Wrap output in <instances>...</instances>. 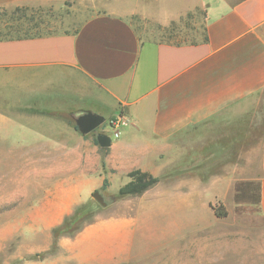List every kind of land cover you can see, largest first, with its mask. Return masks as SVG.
<instances>
[{"label":"crops","instance_id":"obj_1","mask_svg":"<svg viewBox=\"0 0 264 264\" xmlns=\"http://www.w3.org/2000/svg\"><path fill=\"white\" fill-rule=\"evenodd\" d=\"M54 1L65 0H0V16ZM104 1L111 6L73 27L44 21L38 34L34 29L27 36L8 34L11 15L0 18V151L24 152V184L31 185L29 198L39 201L30 212L32 231L60 225L96 190L111 192L117 183L118 192L137 169L170 185L156 202L143 200L157 184L129 196L132 213L98 218L74 237H62V250L75 264L132 261L140 250L136 237L149 232L158 214L166 217V233L173 217L185 233L200 198L204 205V181L169 174L190 162L202 167L212 144L206 136L236 127L264 101V0H138L132 7ZM199 7L207 40L195 43L144 39L131 19L168 25ZM85 111L107 118L124 111L130 121L104 148L96 132L76 128ZM261 135L258 205L264 218Z\"/></svg>","mask_w":264,"mask_h":264},{"label":"rangeland","instance_id":"obj_2","mask_svg":"<svg viewBox=\"0 0 264 264\" xmlns=\"http://www.w3.org/2000/svg\"><path fill=\"white\" fill-rule=\"evenodd\" d=\"M91 1L34 4L25 12L41 16L54 28L59 25L69 28L85 16L111 6L104 0H95L94 4ZM134 1L138 0H122L121 4L132 7ZM14 10L2 14L1 21L12 16ZM131 19L141 37L148 40L196 42L204 37L205 12L202 7L174 20V24L162 25L136 15ZM102 128L103 125L97 131ZM221 131L222 135L206 136L212 144L204 153L202 167H194L196 163L190 162L189 168L176 173L173 169L169 174L177 179L184 174L195 181H204V205L201 206L200 198L197 213L189 215L186 232H181L179 218L173 217L172 232L166 233V217L160 214L151 217L149 232L136 237L139 255L124 264H264V218L258 205L264 101L246 114L244 120L238 121L236 127ZM241 132L246 135L240 136ZM219 145L223 149L221 152L217 151ZM169 175H163L162 180ZM166 186L170 185H155L143 202H156L169 188ZM30 188L31 185L24 184V152L1 150L0 264H75L69 253L62 250V237L56 239L53 229L48 232L31 230L34 220L30 212L39 201L29 198L33 195ZM117 190V183L111 187L112 193L100 190L107 206H101L90 196L76 205L72 213L85 205L89 207L87 221L132 213L134 198L113 200ZM220 203L228 210V215L223 218L217 217L211 207Z\"/></svg>","mask_w":264,"mask_h":264},{"label":"trees","instance_id":"obj_3","mask_svg":"<svg viewBox=\"0 0 264 264\" xmlns=\"http://www.w3.org/2000/svg\"><path fill=\"white\" fill-rule=\"evenodd\" d=\"M25 9L27 8L19 7L14 10V13L18 14L15 15L13 13L12 16L9 18L8 23L6 25L8 34L10 33L16 34L17 36H27L30 35V31L34 29H36V34L40 32L38 27L41 23L44 22V20L41 16H38L33 12H25ZM20 10L22 11V13H20ZM14 20L16 21V23L14 22ZM174 23L175 21H172V24ZM204 30V37L202 41L207 40L206 26ZM75 126L78 129L77 124ZM95 140L97 142V137L95 138ZM129 176L130 181L123 185L116 195H113V200L125 198L128 196L142 195L146 190L157 184L160 180V177H156L151 173L142 171L140 169L131 171L129 173ZM106 186L107 181L104 184V188ZM211 207L217 217L223 218L228 215V210L222 203L218 205H211ZM88 209V205L77 207L73 213L67 215L60 225L53 228L55 238L57 239L60 237H74L80 230H82L86 226L87 223L90 224L94 222L87 221Z\"/></svg>","mask_w":264,"mask_h":264},{"label":"water","instance_id":"obj_4","mask_svg":"<svg viewBox=\"0 0 264 264\" xmlns=\"http://www.w3.org/2000/svg\"><path fill=\"white\" fill-rule=\"evenodd\" d=\"M106 122V117L99 113H95L92 111H85L78 115L76 119V124L79 131L82 134H88L91 132L97 133V141L101 147H109L112 144V137L109 133L104 131H97L100 126H102ZM93 198L101 205L107 206L108 203L105 200L103 194L100 190H96L92 194Z\"/></svg>","mask_w":264,"mask_h":264},{"label":"built area","instance_id":"obj_5","mask_svg":"<svg viewBox=\"0 0 264 264\" xmlns=\"http://www.w3.org/2000/svg\"><path fill=\"white\" fill-rule=\"evenodd\" d=\"M129 121L130 116L125 112H121L115 118L105 122L101 131L109 133L112 138H119L121 136V128Z\"/></svg>","mask_w":264,"mask_h":264}]
</instances>
